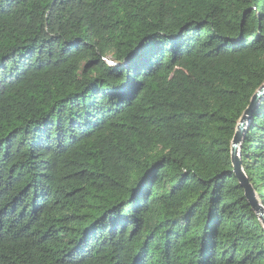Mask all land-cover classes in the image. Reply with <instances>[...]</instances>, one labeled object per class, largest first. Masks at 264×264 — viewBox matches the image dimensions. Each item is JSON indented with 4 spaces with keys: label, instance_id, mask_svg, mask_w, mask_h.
<instances>
[{
    "label": "trees",
    "instance_id": "16d2710c",
    "mask_svg": "<svg viewBox=\"0 0 264 264\" xmlns=\"http://www.w3.org/2000/svg\"><path fill=\"white\" fill-rule=\"evenodd\" d=\"M262 84L264 0H0V264H264Z\"/></svg>",
    "mask_w": 264,
    "mask_h": 264
},
{
    "label": "water",
    "instance_id": "95a60500",
    "mask_svg": "<svg viewBox=\"0 0 264 264\" xmlns=\"http://www.w3.org/2000/svg\"><path fill=\"white\" fill-rule=\"evenodd\" d=\"M264 98V84H262L251 97L247 108L244 110L242 116L240 117L237 126L235 128V133L230 144V154L231 161L233 165V173L239 181L240 187L244 191V196L253 212L256 214L259 222L262 224L264 229V207L258 201L256 194L248 182L246 175L241 166L240 161V144L244 131L246 129L247 122L251 118L252 114L257 110L259 103Z\"/></svg>",
    "mask_w": 264,
    "mask_h": 264
}]
</instances>
